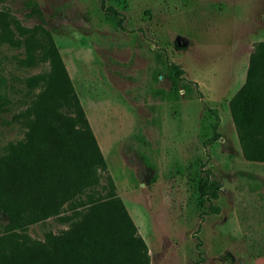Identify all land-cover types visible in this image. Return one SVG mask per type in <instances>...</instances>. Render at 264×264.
I'll use <instances>...</instances> for the list:
<instances>
[{"label": "rangeland", "instance_id": "obj_1", "mask_svg": "<svg viewBox=\"0 0 264 264\" xmlns=\"http://www.w3.org/2000/svg\"><path fill=\"white\" fill-rule=\"evenodd\" d=\"M23 1L0 8L31 27L40 21ZM36 1L149 263L264 264V162L243 157L229 110L264 40V0H105L121 25L99 0ZM170 63L183 70L177 88ZM7 65L14 89L45 70ZM206 172L219 182L210 202L198 188ZM10 227L0 213V233ZM66 227L51 217L21 232Z\"/></svg>", "mask_w": 264, "mask_h": 264}, {"label": "trees", "instance_id": "obj_2", "mask_svg": "<svg viewBox=\"0 0 264 264\" xmlns=\"http://www.w3.org/2000/svg\"><path fill=\"white\" fill-rule=\"evenodd\" d=\"M99 1L121 25L119 12ZM23 2L39 23L25 26L0 8V51L15 52H0V213L11 226L0 233V264H150L146 244L105 173L104 156L37 1ZM10 62L45 69L17 79V111L10 107V95L20 91L7 76ZM169 67L177 88L183 70ZM229 110L243 157L264 162V40L255 43ZM15 128L22 136L5 140ZM198 188L209 202L218 197L219 182L208 172ZM51 217L67 227L42 239L21 232Z\"/></svg>", "mask_w": 264, "mask_h": 264}]
</instances>
